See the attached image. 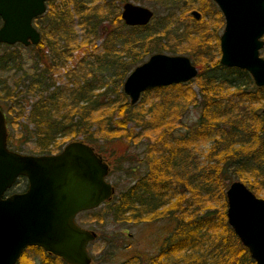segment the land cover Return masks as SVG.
<instances>
[{
	"label": "trees",
	"instance_id": "16d2710c",
	"mask_svg": "<svg viewBox=\"0 0 264 264\" xmlns=\"http://www.w3.org/2000/svg\"><path fill=\"white\" fill-rule=\"evenodd\" d=\"M119 1L123 0L46 1V12L33 21L36 24L34 27L41 33V40L39 44L27 48L33 50L30 59V61H33V66L30 70H23L22 61H20L15 70L16 72L22 70V74L14 80V84L7 83L5 79L2 82L0 81V95L3 94L4 99H6L9 114H13L18 119L26 117V123L18 124L23 128V135L21 133V137L18 139L19 147L8 145V141L7 147L12 151L19 152L22 149L21 142L24 145L29 140H33L34 145L38 148L39 155L46 156L62 150L61 148L65 145H60L62 139L72 137V140H75L77 136L84 135L85 142L94 145L95 152L99 154L100 148L97 146H99L98 141L100 139L97 138L98 135L119 136L121 134L120 136L131 145L132 139L138 137V135L134 134L132 128H127L129 122H134V127H138L143 131L151 132L152 129H161L162 131L156 141L143 147L146 156L145 158L143 156L141 161L148 165V174L143 179L136 177L129 187L120 191L118 197L112 203L108 201L103 203L107 216L118 224L141 223L146 213L155 211L160 206L165 209L166 204H169L168 208L177 210L179 223L181 224L180 245L182 251H184L181 255L182 264H254L242 243H240L241 247L235 254L233 252L229 254L226 251L204 254L197 251L201 243L200 238L197 239V236L198 234L201 235L200 232L205 226L212 229L219 225L220 228H227L233 235L234 233L226 221L225 203L223 211L222 206L220 210L211 207L204 211L197 209L195 211L197 216H194L192 223L189 220H184V212L189 209L188 206L185 208V203L182 202L185 192L176 189V187L173 188L171 172L176 171L175 179L179 185L183 186V182L179 178L181 163H176L174 156L178 153H184V144L189 142L185 138L186 135L183 134L182 137L176 139L175 142L179 146L174 147V150H170L168 147L164 149V152L161 150L163 153L160 156L153 157V154L160 152L156 146L168 145L167 137L170 136L175 139L172 135L171 124L173 117L179 118L182 110L193 107L200 109L202 115L190 127L189 133L196 130L191 135L205 139L213 131V127H215V132L219 125L216 124V121L222 117L218 114L219 109L213 106L214 103L220 104L219 100L221 99L217 98L219 94H222L226 89L232 90L234 94L246 95L247 93L250 101L256 102L257 100L260 103V101H264V87H258L253 83L251 81L252 77L247 71L238 68H227L219 63L218 30H216V34L211 30L209 35H206L205 28H203L200 36L194 37L192 34L198 30L188 32L183 27L170 29L171 26H174L172 22L174 12L172 11L182 6H184V9L188 2L189 7L195 0H184L182 6L179 0H160L171 11L167 15L166 23H155L143 28L127 27L122 23L119 14L121 8ZM72 19H76V25L80 28L79 35L76 34V30L72 26ZM98 33H103L104 40L99 46L101 52L94 56L96 58L95 63L90 62V66H88L93 73L92 77H85L83 81L78 78V81L76 77L73 78L77 76L74 73L72 78L71 75H67L68 79L75 85L73 89L69 90L68 86L65 85L63 87L56 86L53 75L66 65L74 50L87 52L89 47H94L99 38ZM212 34L215 35L216 39L214 44L208 41ZM190 38L192 40L197 39L199 45L201 43L205 44L207 41L201 72L195 79L198 84L202 83L200 99L198 100V97L188 86L192 83V80L188 83L149 89L142 93V97L152 91L160 92L171 88H184L180 92L182 96L179 99L181 104H176L179 113H173L171 106L163 103L165 106L159 109L154 108L156 107L154 104L150 105L147 111L144 110L143 113L140 111L139 116V113L135 112L134 109L137 104L132 105L130 99L123 92L122 85L127 74L143 63L152 53L166 51L175 54L179 44ZM171 41L177 42L173 43ZM11 58L14 59L10 54L3 53L0 59V68L10 71V68L14 65ZM97 72L99 74L112 72L111 77L115 81L112 84L103 85L106 86L105 88L100 87L98 84L95 85L92 79H97ZM249 86L250 89L247 90ZM96 89L102 91L94 94ZM109 96H114V102L109 106V110H112L113 113L107 115L100 112L95 116L99 112L98 110L103 105L105 106L101 99H107ZM29 98H31L30 103H27ZM27 107H29L28 110ZM262 108L264 106L259 109ZM248 112L252 115V119L261 118V114L256 113L251 106ZM116 113H119L117 120L114 119ZM145 113L147 114L145 115ZM14 117L10 118L11 124L15 123ZM238 121L242 126L241 120ZM260 127H258L256 136L251 133L252 138H249V133L239 132L237 126H232L226 132L224 130L220 132V135L222 134L230 140L222 146V149L217 148L215 150L213 148L209 151L207 159L210 166H207L205 170L203 169L202 174H204L201 175L205 176L207 174L208 176L207 188L199 186L197 181L192 182L191 190L194 192L193 200L195 203H197L198 198L202 197V194H211L213 192L212 186L218 189L225 198V189L235 179L242 180L253 193H256L260 188H264V136L262 137L260 134ZM162 137L161 141L160 138ZM216 140L219 141V139ZM251 143L258 146L256 150L253 148L252 151L244 153L243 148ZM237 145L240 148L236 150L233 146ZM123 152L126 153V149ZM126 163L128 164L125 170L126 173H129V177L132 174L135 176L137 162L133 164V161H126ZM119 165L118 162L115 166L118 167V170H123L122 165ZM25 180L26 178H19L15 184H20ZM170 192H172V195ZM172 199L175 201L171 202ZM188 213L191 215L190 211ZM168 214L172 215L170 210ZM98 218L101 221L104 219V217ZM186 248H190V250H186ZM29 250L34 251L40 257V264H66L57 257L49 256L40 247H30ZM23 254L18 259L17 264H31L28 262L30 260L24 259L26 256L25 251ZM153 264L163 263L154 262Z\"/></svg>",
	"mask_w": 264,
	"mask_h": 264
},
{
	"label": "water",
	"instance_id": "95a60500",
	"mask_svg": "<svg viewBox=\"0 0 264 264\" xmlns=\"http://www.w3.org/2000/svg\"><path fill=\"white\" fill-rule=\"evenodd\" d=\"M47 0H0V42L37 45L40 33L33 21L46 12ZM225 25L220 37L219 63L247 71L264 87V0H214ZM152 11L125 3L121 18L130 26L146 25ZM196 18L197 12L193 13ZM197 67L184 55L152 54L129 74L122 85L132 105L149 89L190 82ZM262 135H264V109ZM5 117L0 111V264H17L29 246L41 248L67 264H91L87 245L95 239L75 222L81 211H90L111 200L114 187L106 178L109 167L92 147L73 141L59 153L28 155L7 147ZM24 192L6 195L20 178ZM226 219L254 264H264V199L241 181L226 192Z\"/></svg>",
	"mask_w": 264,
	"mask_h": 264
},
{
	"label": "rangeland",
	"instance_id": "374dc122",
	"mask_svg": "<svg viewBox=\"0 0 264 264\" xmlns=\"http://www.w3.org/2000/svg\"><path fill=\"white\" fill-rule=\"evenodd\" d=\"M128 2H131L133 4H139L144 7H149L151 8L155 13H157V17L155 19V23H166L167 20V15L171 13L169 11V7H165L160 0H126ZM181 6L183 5L184 0H179ZM201 0L195 1V3L191 6H187L183 9L184 6L181 8L175 9L174 16H173V23L174 26H171L170 29H177L178 27H191L189 29H186L188 32L193 29L198 30L195 35L193 33L192 35L194 37L200 36L202 33L201 31L203 28H205V32L207 33L206 35H209V30L210 27L212 28V21H218L216 20V17L218 15L215 13L213 14L212 6L210 5V2L207 4V10L210 15V19L212 21H209L205 17L201 18L199 21H194L192 20L191 12L192 10L198 11L199 12V4ZM213 16H216L215 18ZM175 17V18H174ZM214 18V19H213ZM178 20V21H176ZM179 22V23H178ZM34 23V22H33ZM39 23V22H36ZM178 23V24H176ZM1 24V21H0ZM40 24V23H39ZM220 24V23H219ZM34 26L36 24L34 23ZM72 26L76 30V34H80V28L77 27L76 25V19H72ZM215 30V29H214ZM219 31V29L217 28ZM166 31V30H163ZM162 31V32H163ZM218 33V32H217ZM221 33V29L219 31V34ZM191 35V36H192ZM99 38L94 44V47H89L87 52H83L80 50H74L71 57L69 60L66 62V65L63 66V68H60L58 72L53 76V78L56 81V86L63 87L68 86V89H73L75 85L70 81L67 77V75H71V78L73 77L74 73H76L77 76H74L73 78L76 77L80 80H85V77L91 78L93 73L90 71L89 67L90 62L95 63V55L99 54L101 52L100 50V45L104 40V35L103 33H98L97 35ZM264 40V37L261 38ZM214 37H211L208 39V41L211 44H214L213 42ZM79 42V41H78ZM173 42V41H171ZM177 41L173 42L176 43ZM198 40H192L191 38L189 40L183 41L182 43L179 44L177 47V51L173 55H184L190 59L192 64H194L197 67L198 73L197 76L192 79V83L189 84V88L191 91L195 94V96L198 97V100L201 97V90L200 87H202V83L198 84V81H195V79L198 77L199 73L201 72L202 68V61L205 59V49H206V43L205 44L197 43ZM264 47L260 49V56L264 59ZM33 50H29L27 48H24L23 46H0V54H10L13 57L17 56V59L13 60L12 58V63L14 64L12 68H10V71L3 70L0 68V81L6 80L7 83L9 84H14V80H16L18 77L21 76L22 70L20 72H16V67L20 61H22V68L23 70H30V68L33 66L32 62L30 61L32 55H33ZM46 54L48 53L47 51L45 52ZM165 54H171L170 52L163 51ZM15 55V56H14ZM85 58V59H84ZM220 58V56L218 57ZM148 57L145 59L147 60ZM40 67V66H39ZM95 71H97L95 69ZM132 71V70H131ZM112 72H106L104 74H99L97 72V79L94 80L92 79L93 84H98L100 87L105 88L106 84H112L114 80L113 77H111ZM79 81V80H78ZM200 81V80H199ZM253 82V80L251 79ZM102 83V84H100ZM188 83V82H187ZM251 87H253L251 85ZM184 89V88H182ZM179 88H171V89H166V90H161L160 92H149V94L145 95L142 97V94L140 96V100L137 103L135 108V112L139 113L140 116V111H147L150 105L154 104L156 107L154 108H161L162 106L164 107L165 104H169L172 108L173 113H179L178 108L176 107V104L179 103L181 104V90ZM250 89V86L248 87L247 90ZM253 89V88H252ZM102 91L101 89H96L94 94L99 93ZM219 95H222L221 97ZM217 98L221 99L220 104L214 103L213 106H216L219 109V115L222 116L221 119L216 121V124L218 123L219 125L217 126L218 128L215 130V127H213V131L208 134L205 139L204 138H198L196 135H191L196 132V130L192 133H189L190 127L193 126L194 123H196L200 115H202V112H200V109H197L196 107H193L188 110H182V112L179 115V118H174L171 124V129H172V135H174L175 139L172 137H167V140L169 143L168 145H162L156 146L157 150L160 152H156L153 154V157L160 156L166 149L169 147V149H173L174 147H178V143L175 142L176 139L179 137H182L183 134L186 135L185 138L189 140L188 143L184 144V153H178L176 156H174V160H176V163H181V166L179 169L181 170L180 172V180L183 182V186L176 181L175 179V174L176 171L174 170L171 172L172 176V186L173 188L184 190L185 196L183 198V203H185V208L186 206L189 207L188 211L191 212V215L187 212H184V220L185 221H190L191 223L194 221V216H197L195 211L197 209L204 211L205 209H208L209 207L211 208H219L222 206V211L224 210L223 206L224 203L226 204L225 211L227 209V201L226 198H224L220 191L216 189L215 187L212 186L213 192L207 193V194H202V197L198 198L197 203L194 202V192H192L191 188L193 186L192 182H196L199 186H202L204 188H207L208 186V176L207 174L205 176H201L202 170L206 169L208 165V159L207 155L209 154V151L211 149H222V146L226 144L227 141L230 139L227 137H224V135H220V132L224 130L225 132L228 131L232 126H237V130L244 134L249 133V138H252L251 133H253L255 136L257 134L258 127L261 128L260 134L262 135V108L261 110L259 108L264 106V101H259L256 100V102L250 101V99L246 95H240L232 91V90H224L222 94H219ZM119 97V96H118ZM114 96H109L107 99H101L105 103V106L103 105L101 109H99L95 116L99 114L100 112H103L105 114H110L113 113L112 110H109V106L113 104L114 102ZM30 99H27V103H30ZM120 99V98H119ZM118 100V99H115ZM165 103V104H163ZM250 106L257 112L261 114L260 119H252V115L248 112ZM29 107H27V110ZM161 110V109H160ZM27 113V112H26ZM119 114V113H118ZM117 113L114 114V119H118L119 115ZM147 113H145L146 115ZM10 118L14 117L13 114H9ZM12 115V116H11ZM175 115V114H174ZM148 119V117H146ZM14 124L9 121V127L7 129L9 140H8V145L12 147H19V142L18 139H20V135L23 132L22 126L18 125L20 123H26V117L24 118H15L14 117ZM238 120H241L242 126H240V123ZM32 128V126H30ZM127 128L130 129L132 128L134 131L135 135H138V137H134L132 140L133 142L131 145H129L128 141H126L124 138H122L120 135H98L97 138L100 139L98 141L100 148L99 154L101 157L107 162L108 165H110V172L108 177L106 178L107 182L110 184L115 185V190L114 193L112 194L113 196L111 197V200H109V203H112L117 197L120 191L126 189L129 187L133 180L136 177H139L142 175V173L148 168L147 166H142L141 170H138L134 174H130L131 177H129V173H126V166L128 165L126 161H133V164L135 162H138L137 164L140 166L142 164L146 165V163L142 162L141 159L142 157L146 156L145 152L143 151L144 145H150L153 142L156 141L158 135L162 131L161 129H152L150 131H143L138 127H134V122H129L127 125ZM121 133V132H120ZM188 134V135H187ZM23 135V133H22ZM192 136V137H191ZM255 138V137H254ZM264 138V137H263ZM97 139V140H98ZM163 137L160 138L162 141ZM165 139V138H164ZM216 139H219L217 142ZM147 140V141H146ZM172 140V142H171ZM71 141H81L85 144H89L85 142V137L84 135H79L75 140H72V137H66L61 140L60 145L63 147V149L67 143ZM149 143V144H148ZM228 143V142H227ZM91 145V144H89ZM181 145V144H180ZM20 146L22 147L21 152L22 154H28V155H39L38 153V148L36 145H34L33 140H29L26 142L24 145L22 142L20 143ZM92 147L94 145H91ZM128 146V147H126ZM236 150L237 148H240L238 145L233 146ZM242 147V146H241ZM258 146L255 145L254 143H251L247 145V147L243 148L244 153H248L249 151H252L253 148H257ZM121 148V149H120ZM126 149V153L123 152V150ZM163 152H162V151ZM98 151V150H97ZM58 151L52 153L56 154ZM213 154V153H212ZM120 163L122 165L123 170L121 169L118 170L117 163ZM136 164V165H137ZM116 165V166H115ZM119 165V166H120ZM180 165V164H179ZM191 166V168H190ZM178 169V171H179ZM194 172H193V170ZM123 172V173H122ZM206 173V172H205ZM23 178V177H20ZM233 179H235L233 177ZM235 181H241L240 179H235ZM16 183V182H15ZM243 183V182H242ZM230 184H228L227 189ZM27 187V179L25 181H22L20 184H14L12 188L7 192L6 195L14 194L15 192H24ZM198 189V188H197ZM227 189H225V194L227 192ZM200 191V189H198ZM172 195V192H170ZM215 193V194H214ZM217 193V194H216ZM210 194V195H209ZM258 198H263L264 199V188H260L256 193H254ZM172 202L175 200L172 199ZM104 204H101L96 209H93L91 212L87 213H81L79 216L76 217V223L83 228H86L89 231H94L96 234V237L94 240H92L91 243L88 244L87 250L89 251L90 257H91V264H153L154 261L156 262H168L171 264H176L180 263L182 264V254L184 251H182L178 256L180 259H177V256L174 255H167L165 256V260L160 258L158 255L164 251L165 245L163 246L162 239L165 237L164 233L162 230H160L161 227H164L163 224H165L166 221H158L151 224H143V223H123V224H118L117 222L113 221V219L106 214L105 207L103 206ZM164 210V209H163ZM203 214V213H202ZM179 216V215H178ZM98 217H104V219L101 221L100 218ZM181 218V215H180ZM216 223V221H215ZM198 234L197 239L200 238L201 243L197 251H201L200 253L204 254H209V253H220L221 251H226V253H231L233 252L234 254L240 249L241 245L240 242L237 240V236L230 233L227 228H220L219 225H217L215 228L213 227L212 229H208V227H203V230ZM209 236V237H208ZM236 237V238H235ZM164 242V241H163ZM30 247L26 248L23 250V253L25 251V258L30 260L31 264H40V257L35 254L34 251L29 250ZM190 250V248H186V250ZM22 253V254H23ZM24 255V254H23ZM22 256V255H21ZM20 256V257H21ZM27 257V258H26ZM18 262V261H17ZM62 264V263H61Z\"/></svg>",
	"mask_w": 264,
	"mask_h": 264
},
{
	"label": "flooded vegetation",
	"instance_id": "af4514ba",
	"mask_svg": "<svg viewBox=\"0 0 264 264\" xmlns=\"http://www.w3.org/2000/svg\"><path fill=\"white\" fill-rule=\"evenodd\" d=\"M195 1H197V0H195ZM195 1L193 2V4L195 3ZM199 1V0H198ZM213 3H212V2ZM201 0L200 1V4H199V12L198 11H195V10H192V12H191V16H192V20L194 21V23L196 22V21H199L201 18H203V17H205L206 19H210V15H209V13H208V10H207V4L210 2V5L212 6V8H213V10H215V12L213 11V14H217L218 15V17H216V16H213L214 18L216 17V20H218V21H212V20H209V21H212V28L210 27V29H208L209 31H214V33L216 34V30H217V28L219 29H221V33L219 34V36H218V50H219V52H220V37H221V34L223 33V29H224V25H225V20H224V16H223V13H222V11L221 10H219V8H218V5H217V3L214 1V0ZM119 3H121L120 4V6H121V8H120V12H119V14H120V19H121V21H122V23L124 24V25H126L127 27H132V28H136V27H141V28H143V27H147V25H154L155 24V19H156V17H157V13H155L151 8H149V7H147V8H149L151 11H152V13H154L153 14V17L149 20V22L148 23H146V25H144V26H142V25H136V26H130V25H128V24H125L124 23V21L122 20V18H121V12H122V9H123V7H124V4L125 3H131V2H128V1H126V0H123V1H119ZM133 4V3H132ZM136 4V3H135ZM188 4H189V2H188ZM142 6V5H141ZM191 6V5H190ZM144 7V6H143ZM194 12H197L198 13V15H199V17L198 18H196L195 17V15L193 14ZM213 18V19H214ZM0 21H1V24H0V27H1V25L3 24V21H2V19L0 18ZM176 21H178V20H176ZM179 23V22H178ZM177 23V24H178ZM220 23V24H219ZM190 27H191V25H189ZM181 27V26H180ZM190 27H186L185 29H189ZM184 28V27H183ZM37 29V28H36ZM215 29V30H214ZM220 29H219V31H220ZM38 30V29H37ZM194 31H197V30H195V29H193ZM40 33V32H39ZM210 33V32H209ZM40 36H41V33H40ZM214 36V40H213V42L215 43V35L214 34H212V37ZM264 37V36H263ZM262 40V39H261ZM264 41V40H263ZM0 46H5V47H9V46H23L24 48H29L30 46H34V45H32V44H30V46H24L23 44H13V45H7V44H4V43H1L0 42ZM263 47H264V45H263ZM262 47V48H263ZM261 48V49H262ZM158 53H163V52H158ZM158 53H152V54H158ZM152 54H150V56L152 55ZM163 54H165V53H163ZM166 55H168V54H166ZM170 55H173V54H170ZM150 56H148V58L150 57ZM220 57H221V52H220ZM2 58V54H0V59ZM17 59V56L16 57H14V59ZM13 59V60H14ZM220 59V58H219ZM148 60V59H147ZM146 61V60H145ZM144 61V62H145ZM142 64V63H141ZM58 72V71H57ZM56 74V73H55ZM54 74V75H55ZM53 75V76H54ZM0 111L2 112V114L4 115V117H5V126H6V128L8 129V127H9V121H10V115H9V107H8V104H6V99H4V97H3V94H1L0 95ZM8 139H9V136H8V132H7V141H8ZM7 144V143H6ZM89 145V144H88ZM92 147V146H91ZM92 149H93V151H94V153H96L95 152V150H94V148L92 147ZM63 150V149H62ZM61 151V150H60ZM59 151V152H60ZM59 152H57V153H59ZM97 154V156L98 157H101V155L100 154H98V153H96ZM145 158V157H144ZM101 159L103 160V162H105V164H107V162L101 157ZM143 159V158H142ZM141 159V160H142ZM143 162V161H142ZM138 163V162H137ZM136 163V164H137ZM108 165V164H107ZM142 166H147L148 167V165L146 164V165H144V164H142V165H138V166H136V171H138V170H141L142 169ZM108 167H109V170H108V175H109V172H110V165H108ZM134 167V166H133ZM135 171V172H136ZM148 168L142 173V175H140L139 177H141L142 179H143V177L145 176L146 177V175L148 174ZM108 175H107V177H108ZM138 177V178H139ZM144 177V178H145ZM110 184V183H109ZM110 185H112L113 187H114V190H115V185L114 184H110ZM225 198H226V194H225ZM172 202V201H171ZM103 204V203H102ZM171 204H173V203H171ZM166 208L163 210V207H158L155 211H152V212H150V213H146L145 214V216H144V220L143 221H141V223H145V224H151V223H154L155 224V222H158V221H162V220H164V221H166L165 222V224H163L164 225V227H161L160 228V230H162L163 231V233L165 234L164 236V238L162 239L163 241H162V243H163V246L165 245V249H164V251H162L158 256L159 257H161L163 260H165V256H167L168 254L169 255H174V256H177V259L179 258L180 259V257L178 256L181 252H182V247H181V245H180V240H181V237H180V226H181V224L179 223L180 221H179V216H178V214H177V210H174L173 208H168L169 207V204H166ZM93 209H91L90 211H81L79 214H77L76 216H75V222H76V217L77 216H79L81 213H87V212H91ZM171 211V214L172 215H170V214H168V211ZM226 212V211H225ZM226 221H227V219H226ZM80 227V226H79ZM82 227V226H81ZM83 228V227H82ZM84 229H86V228H84ZM87 230V229H86ZM89 231V230H88ZM93 231V230H92ZM91 243V242H90ZM88 246V245H87ZM89 252V251H88ZM47 253V252H46ZM48 254V253H47ZM49 256L50 255H52V256H54V257H56L55 255H53V254H48ZM90 255V254H89ZM58 258V257H57ZM91 258V257H90ZM59 260H62V259H60V258H58ZM63 261V260H62ZM65 262V261H64ZM154 262H156V261H154ZM153 262V263H154ZM66 263V262H65ZM157 263V262H156ZM67 264V263H66ZM163 264H166V262H163ZM167 264H168V262H167ZM176 264H180V263H177L176 262Z\"/></svg>",
	"mask_w": 264,
	"mask_h": 264
},
{
	"label": "bare ground",
	"instance_id": "6f19581e",
	"mask_svg": "<svg viewBox=\"0 0 264 264\" xmlns=\"http://www.w3.org/2000/svg\"><path fill=\"white\" fill-rule=\"evenodd\" d=\"M264 136V135H263ZM11 150V149H10Z\"/></svg>",
	"mask_w": 264,
	"mask_h": 264
}]
</instances>
